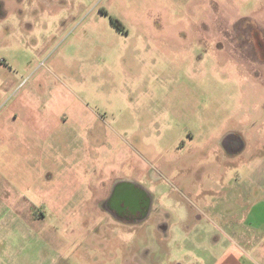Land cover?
Masks as SVG:
<instances>
[{"label": "rangeland", "instance_id": "1", "mask_svg": "<svg viewBox=\"0 0 264 264\" xmlns=\"http://www.w3.org/2000/svg\"><path fill=\"white\" fill-rule=\"evenodd\" d=\"M255 32L264 0H0V264H169L165 238L212 245L226 223L194 213L235 201L198 194L264 144ZM123 180L153 196L140 224L99 201Z\"/></svg>", "mask_w": 264, "mask_h": 264}, {"label": "crops", "instance_id": "2", "mask_svg": "<svg viewBox=\"0 0 264 264\" xmlns=\"http://www.w3.org/2000/svg\"><path fill=\"white\" fill-rule=\"evenodd\" d=\"M233 133L237 136V146H240L238 136L244 145L230 156H236L246 148L244 137L238 132ZM246 162L247 168H232L234 177L228 183L222 182V187L217 189L207 185L197 196L213 194L225 201L229 193L235 201L228 212L220 209L211 212L207 208L197 209L194 213L198 220L207 217L214 222L226 223V226L219 225L213 244L176 248L167 245L165 238L166 245L160 254H164L169 264H264V144L260 150L251 153ZM191 253L193 260L188 257ZM155 264H162V260Z\"/></svg>", "mask_w": 264, "mask_h": 264}, {"label": "flooded vegetation", "instance_id": "3", "mask_svg": "<svg viewBox=\"0 0 264 264\" xmlns=\"http://www.w3.org/2000/svg\"><path fill=\"white\" fill-rule=\"evenodd\" d=\"M255 34L259 37L260 33ZM257 39L260 48L264 46V39ZM261 54L263 56L264 52L261 51ZM99 201L107 217L124 225H136L146 220L151 213L153 196L139 182L123 180L113 184Z\"/></svg>", "mask_w": 264, "mask_h": 264}, {"label": "water", "instance_id": "4", "mask_svg": "<svg viewBox=\"0 0 264 264\" xmlns=\"http://www.w3.org/2000/svg\"><path fill=\"white\" fill-rule=\"evenodd\" d=\"M238 140L240 142V146H237V136L233 132L227 133L221 141L222 147L228 153V155H232L237 151L243 148V140L238 136ZM146 218V217H145ZM144 221V220H143Z\"/></svg>", "mask_w": 264, "mask_h": 264}, {"label": "trees", "instance_id": "5", "mask_svg": "<svg viewBox=\"0 0 264 264\" xmlns=\"http://www.w3.org/2000/svg\"><path fill=\"white\" fill-rule=\"evenodd\" d=\"M119 25V27H121V25L120 24H118Z\"/></svg>", "mask_w": 264, "mask_h": 264}]
</instances>
